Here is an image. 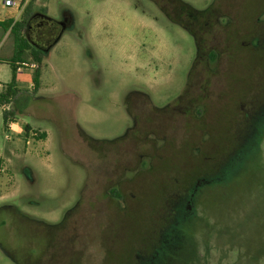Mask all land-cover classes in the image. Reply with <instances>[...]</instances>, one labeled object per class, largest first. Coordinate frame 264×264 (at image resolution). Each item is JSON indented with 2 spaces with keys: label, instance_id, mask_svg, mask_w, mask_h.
<instances>
[{
  "label": "rangeland",
  "instance_id": "1",
  "mask_svg": "<svg viewBox=\"0 0 264 264\" xmlns=\"http://www.w3.org/2000/svg\"><path fill=\"white\" fill-rule=\"evenodd\" d=\"M34 1L73 24L4 111L0 264H264V0H185L199 38L153 0Z\"/></svg>",
  "mask_w": 264,
  "mask_h": 264
},
{
  "label": "trees",
  "instance_id": "2",
  "mask_svg": "<svg viewBox=\"0 0 264 264\" xmlns=\"http://www.w3.org/2000/svg\"><path fill=\"white\" fill-rule=\"evenodd\" d=\"M163 11L164 13L174 22L185 27L190 33L195 35L196 38H199L196 30L193 26V21L196 22L202 17L203 13L208 11V9L200 10L195 8L192 4L188 3L185 0H153ZM69 14L67 11L64 15ZM71 15V14H69ZM72 16V15H71ZM69 18V16H66ZM63 17V21L56 20L46 13H37L32 17L27 18L23 17L20 20H6L0 21V26L7 30L11 28V34L14 38L15 50L14 56L11 60V67L13 72L12 81L6 86L5 93L0 94V103L5 104L9 102V98L15 94V80H16V65L18 61H22L23 55L28 51L32 54V57L35 61L39 63V67L35 70L34 74V86L37 88L39 84V75L41 69L42 59L44 54L48 53L56 43L61 39L63 33L72 27V19H66ZM72 18V17H71ZM33 19H38L37 27L34 30ZM39 37L38 40H33L32 32L36 31ZM50 36L49 41L46 46L43 45L44 41ZM200 46L198 47V49ZM210 58H215V53L213 51L209 52ZM18 100V97L15 98ZM14 100V102H15ZM4 118L7 119V114L4 112ZM26 130H29V127L26 126ZM45 136V135H44ZM87 141L90 144H93V139L87 136ZM116 196L121 198L122 195L115 191ZM113 255L110 256V259ZM120 260L121 263L126 262V259L122 256ZM130 264H135L131 263Z\"/></svg>",
  "mask_w": 264,
  "mask_h": 264
},
{
  "label": "crops",
  "instance_id": "3",
  "mask_svg": "<svg viewBox=\"0 0 264 264\" xmlns=\"http://www.w3.org/2000/svg\"><path fill=\"white\" fill-rule=\"evenodd\" d=\"M31 1L32 0H18V5L6 6L4 4V0H0V21H6L9 19L17 21V20L22 19L23 14L25 12V9L29 6V4H31ZM38 2H39L38 0L34 1V3L32 4V7H34V6L36 7V5L38 6L39 5ZM28 9H31V6H29ZM33 13H39V11H32V14ZM0 29H1L0 33H2V32L5 33L3 38L1 35L0 41L3 40L5 37L10 38L12 41L10 44V48L8 49L6 54L4 55L5 56L4 58H6V60L2 59L3 57H1L2 47H0V94H1V93H5L6 86L12 81V78H13V72H12V67H11L10 63H11L12 57L14 56L15 43H14L13 36H11L12 35L11 34V28L4 30V28L0 26ZM29 73H30L29 71L23 72L21 74L16 73L15 88L17 91H18V89H23V88L29 89V87L31 86V83H32V81H31L32 80L31 79L32 78V74H31L32 72L30 74ZM33 80H34V78H33ZM16 90H15V92H16ZM15 94H17V93H15ZM20 94H22L21 91L16 96L13 95L12 97H10L9 102L13 99V97H14V99L16 97H19ZM7 103H5V104L0 103L1 109L3 111V117H4V111L6 109ZM4 124L6 126V120L5 119H4ZM21 131H22V128L20 127V125L16 126L15 132L13 133V138L11 140V144L8 147H1L0 148V174L5 172V168L2 166V164L9 161V159H7L8 155L17 152L19 149L18 143L22 140L21 139L22 135H20Z\"/></svg>",
  "mask_w": 264,
  "mask_h": 264
},
{
  "label": "built area",
  "instance_id": "4",
  "mask_svg": "<svg viewBox=\"0 0 264 264\" xmlns=\"http://www.w3.org/2000/svg\"><path fill=\"white\" fill-rule=\"evenodd\" d=\"M4 4L6 6H15L18 5V0H4ZM16 73H23L26 70H32L35 71L38 67H39V63L37 61H19L17 62L16 65ZM31 86H34V84L32 83ZM13 100V99H12ZM12 100L7 104V108L8 110H11V106L13 104ZM19 126V122L16 119H9L6 122V130H7V134H6V138L8 140H10L13 136V133L15 132V127ZM36 133L35 132H31L30 133V137L35 136ZM28 137L26 140L27 144L31 143V138Z\"/></svg>",
  "mask_w": 264,
  "mask_h": 264
},
{
  "label": "flooded vegetation",
  "instance_id": "5",
  "mask_svg": "<svg viewBox=\"0 0 264 264\" xmlns=\"http://www.w3.org/2000/svg\"><path fill=\"white\" fill-rule=\"evenodd\" d=\"M256 19H258V20H259V19H260V17H257ZM212 59H213V58H212ZM208 81H209V80H208ZM206 82H207V81H206Z\"/></svg>",
  "mask_w": 264,
  "mask_h": 264
}]
</instances>
